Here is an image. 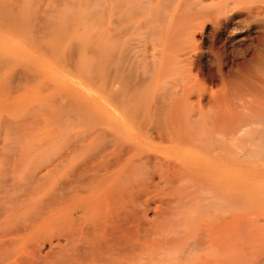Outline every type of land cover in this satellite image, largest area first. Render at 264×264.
<instances>
[{"label": "rangeland", "instance_id": "374dc122", "mask_svg": "<svg viewBox=\"0 0 264 264\" xmlns=\"http://www.w3.org/2000/svg\"><path fill=\"white\" fill-rule=\"evenodd\" d=\"M10 3L11 0H0V225L7 219L11 228L20 225L17 220L31 223L50 210L57 214L56 218L67 210L77 218L79 211L95 206L97 199L107 198L111 201L109 207L131 209L137 214L142 232L154 235L155 264H264V141L259 143L262 139L257 134L261 123L260 126L253 121L252 125L250 120L233 132L234 136L238 134L234 137L236 144L233 142L238 163L230 193L223 191L224 187L215 189L208 180L200 183L199 176L185 164L169 161L167 116H162L164 121L159 122L162 128L163 122L168 123L165 126L168 129L163 132L166 138L159 136L155 117L145 118L147 127L135 128L126 108L111 97L110 89L82 78L96 64L91 55L96 44V50L100 49L98 57L102 56L97 58L96 66L101 67L106 46L102 42L104 36L102 41L100 36L80 37L85 43L80 44L83 53L78 54L77 44L74 47L80 56L77 63L85 73L78 74L75 52L71 55L73 59L63 52L75 45L72 38L76 42L80 38L26 36L21 20L24 8L18 4L21 9L15 7L16 10ZM92 39L96 44L91 43ZM88 44L94 45L90 52ZM66 59H72L73 68ZM102 68H96L99 70L97 76L94 72L96 77H102ZM160 88L157 94L168 91L164 86L165 90ZM126 91L121 88L122 94ZM138 114L144 118L140 111ZM245 125H250L246 131L251 132V127L257 131L252 132L253 137L249 135L252 133H244L247 138H254L253 141L258 137L253 144L255 149L251 138H248L251 145L247 139H240L244 134L239 133L247 128H243ZM242 141L247 142L244 145ZM54 197H58L55 202L49 199ZM45 229L36 231L29 243L46 251L47 237L55 231ZM11 237L14 235L0 236V242L10 241ZM65 239L69 240L67 236ZM65 239L62 246L68 249L72 244ZM2 251L8 250L1 248L0 255ZM158 251L163 253L159 255ZM5 253L0 263L8 258Z\"/></svg>", "mask_w": 264, "mask_h": 264}, {"label": "bare ground", "instance_id": "6f19581e", "mask_svg": "<svg viewBox=\"0 0 264 264\" xmlns=\"http://www.w3.org/2000/svg\"><path fill=\"white\" fill-rule=\"evenodd\" d=\"M11 3L12 8L19 9L18 4L24 8L21 20L26 36H100V39L104 36L101 67L96 66L100 49L96 50L95 39L91 40L96 44L91 51L93 64L96 62V68L103 65L104 74L96 77L99 70L91 66L87 75L81 77L90 84L98 82L110 89L111 97L126 108L123 109L133 119L135 128L147 127L145 118L155 117L159 136L166 138L169 134V161L185 164L199 176L200 183L208 180L215 189L224 187L223 191L230 193L238 163L233 154L237 140L234 139L238 137L234 136L235 130L252 120V125L253 121L262 125L258 136L264 135V0H11ZM81 38L77 42H82ZM77 42L72 38L75 45L71 43L72 49L63 52L69 54L74 50L70 56L66 54L67 58H75L71 56L75 52L76 60L83 53L80 44L85 43ZM89 45L88 52L93 47ZM66 61L72 64L69 59ZM74 65H78L75 68L78 74L83 71L78 63ZM163 86L168 91L157 94L156 90ZM121 88L127 91L122 94ZM138 111L144 118H140ZM162 116L169 121L166 135L163 132L168 123L163 122L165 129L159 124L164 121ZM249 127L245 125V130L237 133L257 132L254 127L255 132L252 127L251 132L246 131ZM253 133L249 135L253 137ZM246 136L240 139H247L250 144L251 137ZM260 137L262 141L257 143L264 141ZM251 139L253 146L256 140ZM256 158L260 159L258 155ZM52 198L49 199L55 202L58 197ZM94 205L79 211L77 218L69 210L56 218L57 214L50 210L33 221L30 219L31 223L22 224L26 219L19 218L21 221L17 223L22 225L12 228L7 219V224L0 225V236L14 237L0 242V249L8 250L5 251L8 258L3 257L6 259L0 264H155L154 235L142 232L137 214L131 209L109 207L111 201L107 198L97 199ZM45 228L55 231L47 237L46 251L29 243L36 231ZM64 239L72 244L70 248L64 249ZM43 243L45 248L46 241Z\"/></svg>", "mask_w": 264, "mask_h": 264}]
</instances>
